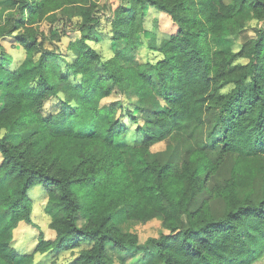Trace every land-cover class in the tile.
I'll return each mask as SVG.
<instances>
[{
  "label": "trees",
  "instance_id": "trees-1",
  "mask_svg": "<svg viewBox=\"0 0 264 264\" xmlns=\"http://www.w3.org/2000/svg\"><path fill=\"white\" fill-rule=\"evenodd\" d=\"M8 1L14 7L3 13L0 36L11 37L23 57L0 51V264H55L82 242L89 245L65 264H115L109 247L142 252L141 264L258 261L264 255V28L240 43L228 36L242 34L235 18L241 7L263 18L264 0H117L107 18L111 38L145 52L127 65L96 46L98 0ZM146 6L176 26L159 43L143 24ZM44 19L47 33L37 27ZM62 33L68 37L63 55L56 45ZM218 39L229 44L215 49ZM129 91L135 100L102 103ZM51 96L58 106L46 109ZM195 125L209 132L187 133V159L151 151ZM52 145L47 158L39 159L45 152L31 157L33 148ZM38 185L46 192L52 239L34 220L28 191ZM116 213L157 217L165 231L140 243L121 231ZM78 214L85 218L79 225ZM20 221L39 230L32 252L11 244Z\"/></svg>",
  "mask_w": 264,
  "mask_h": 264
},
{
  "label": "rangeland",
  "instance_id": "rangeland-1",
  "mask_svg": "<svg viewBox=\"0 0 264 264\" xmlns=\"http://www.w3.org/2000/svg\"><path fill=\"white\" fill-rule=\"evenodd\" d=\"M119 1H122V0H119ZM116 3H117V0H98L97 1V5H98L97 14L99 15V23L97 25V28H98L97 31L98 33L100 32L101 39L98 42H96V46L105 55L116 56L119 59V61H121L122 63L126 65L128 63H132V64L137 63L144 58L145 52L143 51L140 53L137 49H134V47L128 49L127 43H126L128 41L126 39L113 40L109 34V23L107 19L109 15V8L113 7ZM12 6L13 4L10 6L8 0H0V21L2 20L3 13L8 11V9ZM53 12L55 14H58L60 13V9H56ZM52 18L53 16H50L49 19H52ZM235 18L242 25L243 31H242L241 36L240 35L237 37L228 36L229 39L233 42L240 43L249 38H253L255 37L257 30L264 28V17L263 18L255 17L253 11L246 5L240 8V10L235 15ZM153 19H156V22H154ZM75 21H77V17H72L70 19V24H71L70 26L74 25ZM60 23L61 21H58V20L53 22V24L57 27H60ZM143 24L146 27L152 28V30H154L152 31L151 36L156 43H159L163 39H166L171 32H174L176 30V26L173 24L171 18L166 13L156 12L152 10L149 6H146L143 9ZM37 27H39L38 30L40 29V30H43L44 33H47L48 27H49V20L47 19L42 20ZM148 37L150 39L149 34H148ZM67 41H68V37L62 33L60 41L56 42V45H58V48L61 51V55H63L66 51L65 47H66ZM213 41H214L213 45L215 49L224 48L225 46H227V44H229L227 41L222 42V40L220 39L213 40ZM40 43L41 45L45 47H51V42L48 41L47 39H41ZM2 48L4 49V51L6 50L10 52L16 59H21L23 57L22 48L18 47V44H14L11 37H1L0 36V51L2 50ZM118 98L120 101H122L125 104L128 101L127 98L133 99V100L136 99V97H134L131 91H129L126 94V97L116 92L104 98L102 100V103H108ZM1 105H2V99L0 96V107ZM152 105L153 107L159 106V104L156 102L153 103ZM57 106H58V102H57V97L55 96H51L45 103L46 109L56 108ZM149 109L151 110L152 108L150 107ZM122 113L120 115H122ZM146 114L148 115L149 112H145L142 116H140L141 119L145 117ZM211 119L212 118L210 114L206 115L205 123L206 124L209 123L208 121ZM122 121L128 122V119L125 115L122 116ZM33 131H34V126L33 125L29 126L28 128L23 130L22 132L23 137L28 136ZM187 131H185L182 136L172 139L169 142L162 141V142L155 144L154 146L151 147L152 149L151 151L159 152V153H162L164 155H169V156H176L177 154L178 156H180L178 159H174L170 157L169 159L170 161H182L184 159H187V155H188L187 151L191 145V144L186 143L188 142L190 138L188 137L187 133H189L190 131V133L197 135L198 137L204 138V136L208 134L209 129L205 125H202V126L195 125L194 127L188 128ZM3 133H4V128L0 127V136H2ZM18 139L15 138V139H12V141L17 142ZM29 140L27 142H29ZM21 142L23 143L22 140ZM21 147H23L22 144H21ZM51 150H53V145L48 148H44V149L33 148L31 150V157L33 158L38 157L40 152L41 153L45 152V156L39 159L47 158L46 155L51 153ZM2 159L3 157H2V154L0 153V163ZM28 196L32 202L33 210L35 211V214H34L35 223L38 225L44 238H47V239L54 238L55 231L49 226L48 217L46 216L43 210V205L47 199L45 189L41 185L32 187L28 191ZM114 219L116 221L117 226L121 229L122 232H129V233L136 234L138 237V241L140 243L146 242L151 237H157L162 231H165V229H163L161 225L160 219H158L157 217H153L146 221H139V220H132V219H124L123 216H121V213H116L114 216ZM83 221H85L84 216L81 214H78L77 224L79 225L83 223ZM38 234H39V230L37 228L33 227L32 225L28 224L25 221H20L18 222L17 226L13 230L11 244L20 253L32 252L37 243ZM84 245L88 246L89 244L88 243L86 244V242H82L78 247L63 251L58 261L55 264H65L66 262L71 260L74 257V255H76V253L80 250V248ZM107 252L113 258L115 264H119V263L141 264L140 261L143 255V253L140 251L130 250L127 252H119L112 247H109ZM35 255L37 256V254ZM151 259H153L152 262L156 261V256L153 255ZM254 264H264V255Z\"/></svg>",
  "mask_w": 264,
  "mask_h": 264
}]
</instances>
